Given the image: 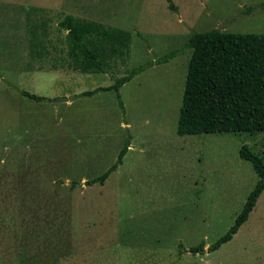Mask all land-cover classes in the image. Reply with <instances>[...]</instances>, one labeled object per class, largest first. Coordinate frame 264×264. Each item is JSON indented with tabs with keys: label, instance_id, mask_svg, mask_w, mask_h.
<instances>
[{
	"label": "rangeland",
	"instance_id": "1",
	"mask_svg": "<svg viewBox=\"0 0 264 264\" xmlns=\"http://www.w3.org/2000/svg\"><path fill=\"white\" fill-rule=\"evenodd\" d=\"M174 2L175 12L165 0H0V264H264V192L233 240L203 252L256 186L240 150L264 157V132L178 135L190 50L122 87L125 114L113 91L77 97L185 47L195 32L264 34V0ZM40 10L51 18L50 55L30 68L27 23ZM66 15L129 31L127 65L63 68ZM127 140L118 170L88 185Z\"/></svg>",
	"mask_w": 264,
	"mask_h": 264
},
{
	"label": "trees",
	"instance_id": "2",
	"mask_svg": "<svg viewBox=\"0 0 264 264\" xmlns=\"http://www.w3.org/2000/svg\"><path fill=\"white\" fill-rule=\"evenodd\" d=\"M165 1L171 11L177 10L174 0ZM255 8L251 7L249 11ZM260 8L264 10V2ZM27 24L31 68L33 61L43 60L50 55L51 18L40 10ZM59 28L64 34L66 48L63 51H67L66 59H62L63 68L82 74H107L115 65H127L132 44L129 31L73 15H66ZM187 50L191 51V58L178 119V135L264 132V34L228 33L221 29L195 32L185 47L173 50L156 61L127 70L125 75L115 78L114 84L109 87L86 91L77 97L113 91L125 114L122 87L148 67L168 63ZM20 92L32 100H44V97L28 91ZM129 148L130 141L127 140L117 161L101 176L87 181V184L104 185L122 165ZM240 157L251 163L259 180L233 226L208 248V252H215L233 240L248 221L264 191V157L255 154L247 145L241 148ZM53 245L57 248L59 243ZM180 248L184 246L180 244ZM202 248L203 244L191 248L190 252L195 253Z\"/></svg>",
	"mask_w": 264,
	"mask_h": 264
},
{
	"label": "water",
	"instance_id": "3",
	"mask_svg": "<svg viewBox=\"0 0 264 264\" xmlns=\"http://www.w3.org/2000/svg\"><path fill=\"white\" fill-rule=\"evenodd\" d=\"M64 101H68V98L64 97V98H58V99H55V102H64ZM203 252H208L207 250H203Z\"/></svg>",
	"mask_w": 264,
	"mask_h": 264
},
{
	"label": "crops",
	"instance_id": "4",
	"mask_svg": "<svg viewBox=\"0 0 264 264\" xmlns=\"http://www.w3.org/2000/svg\"><path fill=\"white\" fill-rule=\"evenodd\" d=\"M263 192H264V191H263ZM261 195H262V194H261ZM260 197H261V196H260ZM259 199H260V198H259ZM259 199H258V201H259ZM257 203H258V202H257ZM256 205H257V204H256ZM255 208H256V206H255ZM255 208H254V210H255ZM254 210H253V211H254ZM253 211H252V213H253ZM252 213H251V214H252ZM251 214H250V215H251ZM249 219H250V217H249ZM249 219H248V221H249ZM248 221H247V222H248ZM247 222H246V223H247ZM240 229H241V228H240Z\"/></svg>",
	"mask_w": 264,
	"mask_h": 264
}]
</instances>
